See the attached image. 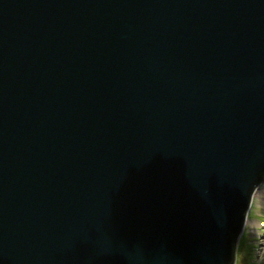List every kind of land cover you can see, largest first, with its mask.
I'll list each match as a JSON object with an SVG mask.
<instances>
[{"label":"water","instance_id":"95a60500","mask_svg":"<svg viewBox=\"0 0 264 264\" xmlns=\"http://www.w3.org/2000/svg\"><path fill=\"white\" fill-rule=\"evenodd\" d=\"M264 185V0H0V264H236Z\"/></svg>","mask_w":264,"mask_h":264},{"label":"rangeland","instance_id":"374dc122","mask_svg":"<svg viewBox=\"0 0 264 264\" xmlns=\"http://www.w3.org/2000/svg\"><path fill=\"white\" fill-rule=\"evenodd\" d=\"M254 210L248 213L244 230V244L236 253V264H264V187L262 197H254ZM242 235V236H243Z\"/></svg>","mask_w":264,"mask_h":264},{"label":"bare ground","instance_id":"6f19581e","mask_svg":"<svg viewBox=\"0 0 264 264\" xmlns=\"http://www.w3.org/2000/svg\"><path fill=\"white\" fill-rule=\"evenodd\" d=\"M264 187V185L258 190V192L255 194L254 197H259L261 198L262 197V188ZM254 197H253V200H254ZM249 221V219L247 220V222Z\"/></svg>","mask_w":264,"mask_h":264},{"label":"trees","instance_id":"16d2710c","mask_svg":"<svg viewBox=\"0 0 264 264\" xmlns=\"http://www.w3.org/2000/svg\"><path fill=\"white\" fill-rule=\"evenodd\" d=\"M243 234H244V233L241 234V236H240V238H239V240H238V241H239V248H240L241 245L244 244V240H245V238H244V235H243ZM242 235H243V236H242Z\"/></svg>","mask_w":264,"mask_h":264}]
</instances>
